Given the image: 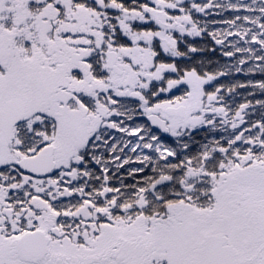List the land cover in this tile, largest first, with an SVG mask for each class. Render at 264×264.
<instances>
[{"label": "snow or ice", "instance_id": "1", "mask_svg": "<svg viewBox=\"0 0 264 264\" xmlns=\"http://www.w3.org/2000/svg\"><path fill=\"white\" fill-rule=\"evenodd\" d=\"M0 264H264V0H0Z\"/></svg>", "mask_w": 264, "mask_h": 264}]
</instances>
